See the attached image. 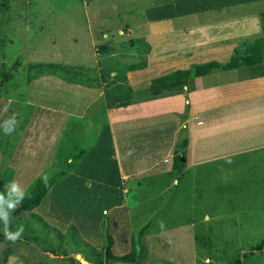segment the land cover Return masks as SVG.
Returning a JSON list of instances; mask_svg holds the SVG:
<instances>
[{
    "label": "rangeland",
    "instance_id": "rangeland-1",
    "mask_svg": "<svg viewBox=\"0 0 264 264\" xmlns=\"http://www.w3.org/2000/svg\"><path fill=\"white\" fill-rule=\"evenodd\" d=\"M99 2L105 5L97 15ZM246 3L240 7L244 15L255 14L256 18L261 14L260 19L264 21V0H246ZM114 5L118 7L116 12ZM145 6L143 0H0V93L26 99L27 70L30 65L39 63L58 64L62 68L56 71L59 77H53L64 78L66 83L99 86L102 93L104 88V96L98 103L90 106L89 100L83 103L88 112L84 121L71 118L50 151L49 169L41 172L38 168L34 170L31 163L27 166L33 168L30 176L25 175L24 181L29 180L18 182L26 193L38 179L58 177L63 169L67 172L43 204L34 210L40 219L26 214L16 216L14 211L10 214L8 229L13 232L20 227L24 229L14 243L5 238V225L0 221V264H82L79 255L90 264H98L99 253L108 245V235L114 237L113 253L124 256L131 252L132 238L138 237L145 225L150 227L138 240L139 259L133 264H264V212L238 214L248 205L264 208V188L259 203L247 204V197L252 193L243 189L241 181L251 179L252 171L247 172L244 164L252 165L258 155L241 154L216 162L212 165L214 168H199L201 187L195 190L184 182L180 170H173V154L172 167L165 160L168 170H142L139 176L127 175V158L132 165L134 161L141 167L146 162H154L158 156V146L148 147L142 138L140 144L133 140L125 146V136H122L116 147L117 154L111 146L104 149L101 144L94 148L96 138L101 137V131L105 125L108 128L111 119L134 120L128 112L140 111L139 105L144 102L175 96L150 87L154 79L166 75L161 72L167 70L163 66L167 60L152 58L153 62L149 63L148 56L140 58L135 54L136 49L144 53L142 46L135 43L137 40L119 33L109 38L101 34V27L108 33L117 32L122 24L138 19L139 16L128 13L129 10L140 12ZM195 18L203 22L211 20L212 16ZM17 60L21 61L20 69H14L13 81L6 85L2 73L9 72ZM143 60L145 65L133 69ZM177 69L178 66L174 70ZM98 70L111 73L107 83L98 75ZM263 72L264 66L245 67L239 70V76L257 77ZM118 76L133 88L134 100L108 109L105 90L112 83V87L119 84ZM209 77L207 82H212L214 75ZM71 91L63 93L66 100L73 96L77 100L81 96L78 90ZM81 101L82 98L78 100ZM91 101L96 102V98ZM70 104L66 106L71 108ZM79 110L74 109L75 118L83 117L85 110L83 113ZM189 111L190 106H185L183 115L187 116ZM151 120L144 117L142 121L150 124ZM66 122L64 120L63 124ZM158 122L157 119L154 124ZM1 130L0 124V134ZM62 150L63 161L57 158ZM46 153L42 155L44 159L48 157ZM70 155L78 163L74 170L65 162ZM0 194L7 195V187ZM229 198L233 199L231 203L227 201ZM205 213L212 219L205 220ZM72 226L77 228L78 237L73 236ZM103 264H109L105 255Z\"/></svg>",
    "mask_w": 264,
    "mask_h": 264
},
{
    "label": "crops",
    "instance_id": "crops-1",
    "mask_svg": "<svg viewBox=\"0 0 264 264\" xmlns=\"http://www.w3.org/2000/svg\"><path fill=\"white\" fill-rule=\"evenodd\" d=\"M143 1L146 6L140 12L134 9L128 12L138 15V19L122 24L117 32L108 33L106 28L101 27L103 30L101 34L104 38H109L119 33L128 36L131 40H137L135 43L144 40L151 48L147 55L148 59L150 58L149 63L153 62L152 58L167 60L163 65L167 70L161 72L166 75L213 61L225 64L229 62L236 50H242L246 44L264 36V21L260 19L261 14H257L256 19L255 14L244 15V10L240 9L248 4L246 0ZM104 5V2L97 5V15H100V8ZM113 8L115 12L118 11L116 5ZM237 9L241 13H238ZM201 15L212 16V19L199 22L195 17ZM89 34L92 33L89 32ZM89 40L91 43L92 35ZM135 54L140 55L141 58L143 52L136 49ZM60 65L63 66V64ZM177 66L179 69L174 70ZM65 67L68 66L65 65ZM239 70L241 69L214 71L208 76L192 79L186 88L185 94H188V97L185 94H178L168 100L161 98L148 103L144 102L139 105L142 107L140 111L128 112L135 121H128L126 118L125 121H118V123L111 119L108 128L105 125L101 131V137L96 138L94 148L101 144L104 149L111 146L117 154L116 147L118 148V142L122 136H125V146L132 144L133 140L140 144L142 138V142L146 140L148 147L151 144L158 146V156L153 160L154 162L150 164L146 162L141 167L136 166L134 161L132 165L127 158L129 170L126 174L139 176L142 170L154 171V169L163 170L164 168L168 170L170 165L172 167L171 157L184 128L188 136L187 167L180 170L185 177L184 182L196 190V187H201L198 180L199 168L208 166L214 168L215 166L212 165L216 162L227 161L228 158L241 154H246L248 157L255 154L258 156H255L252 165L244 164L247 172L252 171L251 179L246 178L241 181L244 185L243 189L252 193L247 197V204L259 203L264 188V73L260 75L262 77H240ZM101 71L98 70L100 77ZM213 75L212 82H207L209 76ZM231 75L232 77L229 78L228 76ZM54 76L59 77L56 74ZM75 89L81 96L77 97V100L75 96L66 100L63 93H70V90ZM102 96H104V88L102 93L99 86H84L80 82L66 83L64 78H54L50 74L42 79L36 77L31 83H27V94L24 100L18 99V96L15 98L0 96L2 128L0 178L8 169H11L14 172L12 181L26 183L29 179L24 181L25 175H31L32 164L34 170L38 168L42 172L46 169L51 162L50 151L67 129L66 126L72 120L71 118L84 121L88 113L84 108V102L89 100L87 102H90V106L98 103ZM81 98L83 102H78ZM94 98L96 102L92 103L91 99ZM69 102L71 108L66 106ZM187 105L190 106V111L187 116H184V108ZM76 108H79L81 113L85 110L83 117L75 118L73 114ZM12 117H15L16 121L15 131L6 135L4 122ZM144 117L147 120H154L149 121L150 124H145V121H142ZM157 119L159 122L154 124ZM64 120L67 121L66 125L63 124ZM129 152L132 153V150ZM44 153L48 154L45 159L42 157ZM90 155L87 154V156ZM166 159L169 167L165 162ZM30 163V167L27 168ZM176 177L179 178V173ZM157 186L160 185L157 184ZM232 200V198L227 199L230 203ZM248 207L246 210L240 209L238 214L243 216L242 214L246 213L264 212L263 207L255 205L252 207L248 205ZM204 219L212 218L205 213Z\"/></svg>",
    "mask_w": 264,
    "mask_h": 264
},
{
    "label": "trees",
    "instance_id": "trees-1",
    "mask_svg": "<svg viewBox=\"0 0 264 264\" xmlns=\"http://www.w3.org/2000/svg\"><path fill=\"white\" fill-rule=\"evenodd\" d=\"M264 18V17H263ZM264 30V26H263ZM139 44L144 49V55H148L151 48L149 44H147L144 40L139 41ZM105 51V50H103ZM146 64V61L143 60L142 63L133 66V69L141 68L143 65ZM21 66V61L17 60L10 68L9 72L5 71L2 73L4 78V82L10 84L13 81L14 69L19 71ZM264 66V36L254 40L245 45V48L242 50H236L234 55L231 57L229 62L225 64H220L216 61L197 65L189 70L184 71H177L163 77L154 79L151 83V89L156 90L160 93H169L172 95L183 94L186 92V88L189 86V82L192 79L205 77L210 75L214 71H232L236 69H243L248 67H263ZM58 69H62L58 65H51V64H32L29 66L27 72L29 73L27 77V83H31L36 77L44 76L46 74L55 75ZM16 73V72H15ZM264 73V72H263ZM102 80L103 82H108L109 78L111 77L110 72L102 71ZM258 74V73H257ZM119 84L112 87H106L105 90V100L106 106L108 109H113L115 107L122 106L126 103H131L134 100V90L131 86L127 85V81H121L120 76L116 79ZM5 94V95H4ZM0 93V96H4L5 98H11L8 93ZM186 129L182 130L180 139L174 149L173 152V170L179 171L183 170L187 167V148H188V136L186 135ZM64 150L60 151V154L57 158H62L64 156ZM62 153V154H61ZM66 163L70 169L74 170L78 167L77 160H73L72 156L66 158ZM70 162V163H69ZM73 163V164H72ZM66 170L63 169L58 177H46L45 179H38L31 190L26 193V196L22 203L18 205L14 213L17 215L26 214L32 219H40L38 215L34 213V210L39 208L44 200L48 197L49 193L53 189V187L57 184L59 180H61L66 175ZM14 177V172L11 169H8L2 178H0V192L3 188H5L10 182H12ZM73 227V236L78 237L77 228ZM150 226L145 225L142 227L141 232H139L138 237L132 238V250L129 254L124 256H116L113 253V246H114V237L112 235H108V245L106 248L101 250V253L98 255V264H103V257L105 258L109 264H117V263H124V264H133L136 263L139 259V253L137 249L138 240L140 241L145 236V230L148 229ZM1 237V235H0ZM2 238V237H1ZM136 238V239H135ZM88 245V244H87ZM143 251H146L143 246ZM97 253V252H96Z\"/></svg>",
    "mask_w": 264,
    "mask_h": 264
},
{
    "label": "clouds",
    "instance_id": "clouds-1",
    "mask_svg": "<svg viewBox=\"0 0 264 264\" xmlns=\"http://www.w3.org/2000/svg\"><path fill=\"white\" fill-rule=\"evenodd\" d=\"M15 124V117L4 122V132L6 135H10L14 131ZM6 187L7 195L0 194V221L5 225V238L14 243L22 236L24 229L20 227L15 232L8 229L11 220L10 214L22 203L26 192L16 181L10 182Z\"/></svg>",
    "mask_w": 264,
    "mask_h": 264
},
{
    "label": "water",
    "instance_id": "water-1",
    "mask_svg": "<svg viewBox=\"0 0 264 264\" xmlns=\"http://www.w3.org/2000/svg\"><path fill=\"white\" fill-rule=\"evenodd\" d=\"M78 259H80L82 264H90V263L86 262L84 259H82L80 255L78 256Z\"/></svg>",
    "mask_w": 264,
    "mask_h": 264
}]
</instances>
